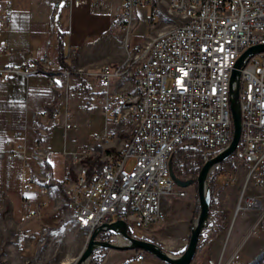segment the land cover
<instances>
[{
  "label": "built area",
  "instance_id": "built-area-1",
  "mask_svg": "<svg viewBox=\"0 0 264 264\" xmlns=\"http://www.w3.org/2000/svg\"><path fill=\"white\" fill-rule=\"evenodd\" d=\"M54 8L66 4L69 9L104 0H50ZM123 21L119 25L126 48L127 37L135 25L136 7H154L155 0H122ZM12 0H0V31L11 22ZM166 14L171 26L142 44L128 49L117 66H95L91 73L83 69L63 68V83L55 84L49 64L29 63L0 67V80L9 74L26 79L44 76L64 97L49 102L51 122L61 115L65 130L76 129L68 110L67 91L72 75H93L103 94L105 126L122 124L128 137L116 155L108 156L90 172L98 153L95 143L104 135H95L93 143L75 151H63L70 163L79 167L72 178L61 180L64 205L86 241L104 224L123 221L143 231L163 224L161 198L184 197L170 176L169 163L179 148L196 147L202 163L221 153L231 140L230 79L237 60L250 47L264 45V0H168ZM75 55L68 48L64 62ZM133 80L132 89L113 91V80ZM65 110L61 112V106ZM240 134L232 157L243 166V194L235 213L256 210L264 202V52L248 57L239 74ZM45 116L49 113L45 112ZM33 117L36 113L33 112ZM35 128L39 129L35 122ZM25 130L17 131V143L4 141L0 156L26 153ZM237 174L226 176L235 182ZM45 189L42 187L40 191ZM26 191V190H25ZM28 203V202H26ZM38 205L35 204V210ZM37 216L31 211L24 222ZM211 220L202 230L199 243L210 235ZM117 234L100 233L99 240L116 244ZM144 253L134 261L141 263ZM214 264H247L241 248L229 256L223 252Z\"/></svg>",
  "mask_w": 264,
  "mask_h": 264
},
{
  "label": "crops",
  "instance_id": "crops-1",
  "mask_svg": "<svg viewBox=\"0 0 264 264\" xmlns=\"http://www.w3.org/2000/svg\"><path fill=\"white\" fill-rule=\"evenodd\" d=\"M122 5V0H104L69 9L66 4L54 8L50 0H12L10 26L0 31V67L26 62L41 67L45 59L55 84L60 86L63 80L59 73L63 68L91 73L95 66L115 67L124 60L126 48L142 44L171 26L166 14L168 0H155L153 8L136 7L135 25L125 48L119 30L124 18ZM68 48L75 50V55L65 63ZM132 84V79L113 80L112 90L127 91ZM63 97L44 76L26 79L9 74L7 81L0 80V149L6 140L18 142L15 132L25 130L26 134L24 155L15 154L13 159L9 154L0 156V264H39L38 251L50 239L61 237L66 243L76 242L81 231L64 205L61 180L65 174L74 178L79 164L70 163L63 151L78 150L92 144L95 135L105 134L104 140L95 143L98 156L92 163L94 169L108 156L116 155L128 137L124 123L105 126L103 94L95 76L72 75L69 79L67 103L76 129L65 130L62 115L54 124L51 122L52 110L47 104ZM64 110L62 105L61 112ZM99 116L103 118L102 128L91 134ZM220 173L222 184L215 181L216 175L213 177L216 191L233 185L226 181L225 172ZM177 189L186 195L163 196L161 210L166 221L141 237L172 256H180L187 247L199 208L194 184ZM31 211H36L37 216L21 222ZM219 215L224 223V216L215 213L216 218ZM222 246L221 232L207 248L209 261L215 259L213 264ZM139 252L144 253L141 263L134 261ZM96 255L97 264H164L142 250L102 249Z\"/></svg>",
  "mask_w": 264,
  "mask_h": 264
},
{
  "label": "rangeland",
  "instance_id": "rangeland-1",
  "mask_svg": "<svg viewBox=\"0 0 264 264\" xmlns=\"http://www.w3.org/2000/svg\"><path fill=\"white\" fill-rule=\"evenodd\" d=\"M94 121V127L90 130L91 134L98 133L102 128L103 118L99 116ZM187 149L198 151L194 146ZM215 170L216 168L210 173V178ZM220 172H225L226 176L237 174V180L232 183L229 182L233 184L232 186L225 185L217 191L214 189L215 205L213 210L215 213L220 212L225 218V222L222 223L224 227L222 231L223 246L220 254L223 252L224 257H226L235 249L241 248L242 258L247 264H264V202L256 210H243L236 214L238 201L243 194L245 169L243 166H238L231 156L222 162L216 171L215 181L218 184L223 182V176ZM258 193L264 194L262 191H258ZM128 232L131 236L138 238L145 235V231L130 223L128 224ZM76 239L74 243H66L61 237L47 241L44 247L38 251L39 264H73L86 243L83 232H79ZM202 243H199V246H202ZM207 248L208 246L200 247L191 264H213L215 259L209 261ZM66 260L69 263H65ZM98 261L99 257L94 252L88 264H96Z\"/></svg>",
  "mask_w": 264,
  "mask_h": 264
},
{
  "label": "water",
  "instance_id": "water-1",
  "mask_svg": "<svg viewBox=\"0 0 264 264\" xmlns=\"http://www.w3.org/2000/svg\"><path fill=\"white\" fill-rule=\"evenodd\" d=\"M264 52V45L250 47L237 60L235 69L230 79V112L232 120V137L227 147L219 154L203 162L195 180H181L174 174L172 163H169L170 176L175 185L179 188H186L195 185L199 212L196 216L190 231V238L187 247L180 256H172L162 250L157 244L143 238L133 237L129 234L127 225L123 221H117L111 224H104L97 228L88 238L81 254L74 260L73 264H88L94 252L102 249L113 250H142L151 254L164 264H191L199 247V238L202 230L205 228L210 211V173L222 162L232 156L240 134V111H239V74L240 68L244 66L248 57ZM100 233L117 234L123 238L127 244L117 245L107 240H99L97 236Z\"/></svg>",
  "mask_w": 264,
  "mask_h": 264
},
{
  "label": "trees",
  "instance_id": "trees-1",
  "mask_svg": "<svg viewBox=\"0 0 264 264\" xmlns=\"http://www.w3.org/2000/svg\"><path fill=\"white\" fill-rule=\"evenodd\" d=\"M182 161H185L182 163ZM172 170L176 177H178L181 180H195L201 166H202V156L200 151H193L189 150L187 148H179L177 149L172 158ZM96 165V164H95ZM219 164L216 167L215 172L213 173V176L209 180V189H210V196H211V202H210V211H209V220H211V229H210V235L209 237L202 243V246H199L197 249V252L199 251L200 247L208 246L211 242H213L217 237L220 235V233L223 231L224 227L222 226L223 219L219 215V218H216L215 212L213 210L215 201H214V181L213 177L216 175V171L219 169ZM90 172L93 171V164L90 165ZM199 208H197L195 212V218L198 215ZM196 252V253H197ZM97 264V263H96Z\"/></svg>",
  "mask_w": 264,
  "mask_h": 264
},
{
  "label": "bare ground",
  "instance_id": "bare-ground-1",
  "mask_svg": "<svg viewBox=\"0 0 264 264\" xmlns=\"http://www.w3.org/2000/svg\"><path fill=\"white\" fill-rule=\"evenodd\" d=\"M117 245H124V244H127V242L123 239V238H121V237H118L117 239H116V242H115Z\"/></svg>",
  "mask_w": 264,
  "mask_h": 264
}]
</instances>
